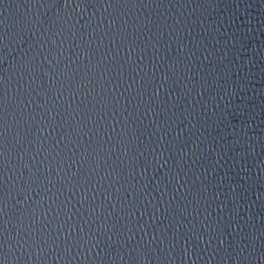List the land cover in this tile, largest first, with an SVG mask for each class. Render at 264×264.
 Here are the masks:
<instances>
[{
  "label": "water",
  "instance_id": "1",
  "mask_svg": "<svg viewBox=\"0 0 264 264\" xmlns=\"http://www.w3.org/2000/svg\"><path fill=\"white\" fill-rule=\"evenodd\" d=\"M0 264H264V0H0Z\"/></svg>",
  "mask_w": 264,
  "mask_h": 264
}]
</instances>
